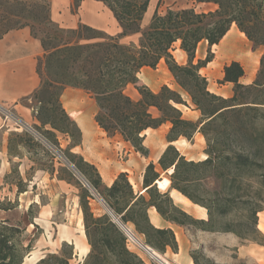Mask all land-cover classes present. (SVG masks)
Here are the masks:
<instances>
[{"label": "trees", "instance_id": "16d2710c", "mask_svg": "<svg viewBox=\"0 0 264 264\" xmlns=\"http://www.w3.org/2000/svg\"><path fill=\"white\" fill-rule=\"evenodd\" d=\"M80 1L74 0L75 7ZM98 1L106 5L122 28L118 37L105 35L106 38L101 42L82 45L79 43L81 40L101 39L100 34L103 33L80 25L77 41L52 46L51 41L56 37L51 33L48 32L44 39L34 32V25L42 28L48 26L50 31L60 30L50 19L49 4L46 1L0 0V38L9 31L29 28L46 52L45 70L48 79L42 80L41 75L40 87L31 97L41 105L40 112L32 110L33 117L41 125H49L52 130L66 134L68 132L65 128L71 126L81 140L80 130L59 103L67 86L95 95L98 109L95 121L98 126L108 135L120 134L141 155H148L142 134L165 123L170 124L167 135L169 145L157 165L149 163L146 166L142 187L138 191L129 182L126 173H120L110 186H104L94 166L82 159L74 162L71 158L73 154L65 158L110 211L144 245L159 254H165L168 249L176 253L178 248L174 232L169 228L155 227L148 215L150 208H154L163 220L172 224L218 232L215 216L225 214L229 200L245 192L251 175L257 174L256 183L264 188V156L259 158L260 151L264 149V52L256 80L250 85L239 82L244 71L238 62H231L224 67L222 83L233 84V95L230 98L211 93L206 78L200 74V70L212 60V53L208 51L203 60L194 63L198 45L202 42H207L210 47L218 44L232 24L244 33L254 48L264 49V0H198L214 3L217 9L207 13H198L192 8L169 9L164 15L155 13L143 30L140 23L149 0ZM82 29L90 33L87 38L81 35ZM134 33H140L138 44L120 43L121 37ZM176 43H179V48L187 56L186 65L178 64L172 55ZM161 60L165 61L170 73L200 112L198 122L183 118L177 106L187 104L178 93L167 86L154 93L137 78L142 68L155 69ZM128 85L136 86L138 100L134 101L125 94L124 89ZM49 89L57 90L54 102L59 105V114L57 116L55 109H52L53 115L43 120V107L47 102L40 96ZM151 108H155L160 115L154 117ZM33 128L39 132V127ZM196 132L204 137L206 143V158L197 162L187 160L172 145L179 138L191 141ZM39 134L50 145L58 146L52 131ZM29 136L30 141H36L33 136ZM79 144L76 143L72 148ZM23 146H26L25 143ZM62 171L67 175V183L75 181L79 192L84 233L90 246L82 264H147L129 248L128 237L106 211L101 214L92 211L90 201L95 200L93 194L76 181L74 174L66 167ZM163 173L168 174L169 190H176L191 203L206 209L207 220H198L188 215L174 204L169 191H159L158 183ZM209 179L217 183L218 190H206L204 182ZM25 191L18 187L19 193ZM0 209L10 210L8 207ZM258 211L251 212L254 231H257ZM27 217L29 224L37 228L33 222L35 217L32 216L31 206ZM222 231L229 232L227 229ZM25 232L26 227L11 224L6 219L0 220V264L23 263L33 249V238L24 244ZM237 235L244 239L243 234ZM259 244L264 246V240ZM69 248V252L63 250L61 255L49 254L36 264H69L73 257V248ZM150 264L157 263L151 261Z\"/></svg>", "mask_w": 264, "mask_h": 264}, {"label": "rangeland", "instance_id": "374dc122", "mask_svg": "<svg viewBox=\"0 0 264 264\" xmlns=\"http://www.w3.org/2000/svg\"><path fill=\"white\" fill-rule=\"evenodd\" d=\"M196 2H198V0H196ZM43 12L45 14V11ZM34 26V32L38 37L45 39L48 32L51 33L54 38L56 37L55 40L51 41L52 46L68 42L74 43L77 41L78 31L73 34L71 31L62 29L58 26L57 27L60 30L52 31H50L51 29L48 26L45 28L38 27L36 25ZM81 35L84 38H87L90 33L85 29H82ZM100 36L102 37L101 39L81 40L79 43L83 45L101 42L103 41V38H106L105 34H100ZM47 43L50 42L47 40ZM203 47L204 44H201L199 48L202 49ZM45 54L46 52H44L43 57L40 58L38 63L42 80L48 79L45 70ZM151 70L154 71V74L158 78H162L159 80H163L164 82V85L161 87L158 86V89L154 93H158L163 86H167L170 90L178 93L182 100L187 104V106H177V108L181 111L183 118L193 122H198L201 118L200 112L192 105L190 96L179 86L173 75L170 73L172 77H170V80H167L164 77V72L160 69V67H158V65L155 69ZM140 79L145 83L143 77H140ZM56 91L57 90L55 89H49L47 93H43L40 96L43 100H45V102H47L44 107L42 106L45 108L42 115L43 120H46L47 116L53 115V112H51L52 109H55L57 116L59 114V105L54 102ZM83 91L95 103V95L91 94L89 91ZM124 92L134 101L139 99V94L135 85H128L124 89ZM26 103L32 110L41 111V105L36 99L30 98V100ZM59 103L62 107L60 99ZM194 110H196L197 113H193ZM97 111L98 109L96 106V114ZM150 112L154 117H158L160 115L155 108H151ZM32 113L34 112L32 111ZM7 117L8 119L5 120L7 127L3 128V131L0 133V208L8 207L10 210L4 211L0 209V220L6 219L11 224L26 227L25 237L23 238L24 244H27L28 240L33 238L32 251L35 250L37 252H44V257L49 254L61 255L63 250L65 252H69V246L73 248L72 245L67 244L68 246H64V244H62L61 246H56V243H51V239L54 236V231L52 229H48L49 231L44 232L39 225L35 228L34 225L29 224L27 212L31 206L32 216L35 218L40 217L42 221L37 222L41 226L48 224V222L52 227H54L53 223H63L72 228L73 232L76 233L79 230V223L82 222L83 225L82 212L79 208V192L75 186V181L67 183V175L62 171V168L66 167L74 174L76 181L90 191V189L79 179L73 169L65 163V161H67L65 156H69L68 154H73L71 158H73L74 162H80L81 159L83 160L79 150L74 149L77 146L72 148L76 143H80L79 136L76 130L71 126L65 128L68 132L66 134L52 130L49 125H41L35 118L34 123H30L28 125L24 124L28 126V128H25L22 121H20L15 115L7 112ZM34 126L39 127V132L34 130ZM169 129L170 124L167 123L158 127L156 131L149 130L142 134V136H146V134L152 136V145L155 152L151 156V162L155 165H157L161 154L169 145L167 141ZM5 130L10 131L6 132L4 135L3 133ZM47 130L54 133L56 143L58 145L57 147L50 145L40 136L39 133L44 134ZM26 133L33 136L36 141H30V136ZM197 133L199 132H196L193 135L191 141H188L185 138H179L178 142L174 144V147L187 160H193L196 162L206 158V143L204 137L198 135ZM159 136H161V141L158 140ZM4 137H7L5 149H3ZM24 143L26 146H23ZM8 147L11 148L10 151H8ZM47 151H50L52 154L47 153ZM259 156V158H263L264 149L260 151ZM162 177L168 179V174L163 173L161 178ZM129 179V182L133 185L136 191L141 189L142 181L140 178L136 179L133 175H129ZM256 180L257 174L251 175L245 192L229 200L228 209L225 214L215 216V227L219 230L218 232L202 231L194 226L183 227L186 231V240L178 236V241L176 240L177 248L180 246L183 251L185 250L188 252L192 258L193 264H264L262 261L264 249H258V251H263V254H260V252L252 253L251 259H242L237 255L238 247L256 245L264 240V237L258 227L257 231H254L251 226V222L253 221L251 212L259 210L256 214L257 225L258 213L264 212V188L258 186ZM18 183L20 184L19 186H17ZM217 186V183L212 179L204 182V187L209 191L218 190ZM18 187L21 188V190H26L25 193H19ZM161 189H163L162 186ZM93 196L95 197V200L90 201V208L95 214L103 213L105 211L103 205L95 194H93ZM221 197L223 198L224 196ZM35 201L37 203H35ZM173 202L178 207L188 211V209L184 208L178 200L173 198ZM30 203L31 205H29ZM190 213L194 216V218H197L198 215L192 212ZM207 219L208 216L206 217V220ZM152 220L156 223L154 218H152ZM49 224L47 226H49ZM223 229H227L229 232H224L222 231ZM237 234H243L244 239L239 237ZM128 246L147 264H150L151 261L157 263L130 240ZM159 255L167 261L168 264H182L180 258L178 259L176 256L172 255L170 250H168L165 254ZM69 264L82 263H79L78 259L76 260L72 257V259L69 260Z\"/></svg>", "mask_w": 264, "mask_h": 264}, {"label": "crops", "instance_id": "0c3cea01", "mask_svg": "<svg viewBox=\"0 0 264 264\" xmlns=\"http://www.w3.org/2000/svg\"><path fill=\"white\" fill-rule=\"evenodd\" d=\"M44 1L49 4L51 21L62 29L77 32L79 26L84 25L111 37H118L122 33V28L114 18L113 13L101 1L81 0L77 7H75L74 0ZM189 8L194 9L198 13H207L215 11L217 5L210 2H196V0H149L140 27L141 29L146 28L155 13L164 15L169 9L181 10ZM139 38L140 33H134L121 37L119 41L122 44H137ZM201 44H204L202 49L199 48ZM208 51L212 53L213 58L200 70V74L206 78L208 90L211 93L223 98H230L233 95V84L229 82L222 83L224 77L223 69L231 62H238L244 71L243 76L239 79L241 84L250 85L256 80L264 49L263 47L254 48L235 24L231 25L218 44L210 47L207 42L200 43L195 52L194 63L198 60H203ZM44 52L40 40L32 36L29 28L9 31L0 38V133L3 128L7 127L5 122L8 119L7 112L19 118L22 124L28 125L35 122L32 109L26 102L30 100L40 87L41 72L39 71L38 63ZM172 55L178 64L185 65L187 63V56L179 48V43L174 45ZM158 67L164 72V77L170 80L172 75L164 60L158 63ZM140 77L144 78L145 83ZM138 78L153 92L158 89V86L164 85L163 80H159L162 78H158L154 71L148 67L140 70ZM60 101L68 118L76 124L81 132L80 145L74 149L79 150L81 157L86 163L97 169L104 186H110L120 173H126L128 179L129 175H133L136 179L140 178L142 181V174H144L146 166L152 163L151 156L155 152L152 145V136L147 134L144 136L143 145L148 149L149 154L146 156L141 155L120 134L108 135L98 126L95 121L96 104L82 89L65 87ZM193 113H197V111L194 110ZM149 130L156 131L157 129ZM9 131L5 130L3 134L5 135ZM197 134L202 136L200 133ZM158 140L161 141V136L158 137ZM178 140L175 142L177 143ZM175 142L172 143L173 146ZM3 144V149H5L7 137L3 138ZM169 185L170 181L162 177L158 183V189L163 192L169 191L172 200L177 198L176 200L184 208L198 215L195 219L206 220V209L191 203L176 190H169ZM161 186L163 189H161ZM35 203L37 202L35 201ZM186 203L188 206H186ZM180 209L192 216L187 210ZM148 215L155 227L169 228L174 232L177 241L178 236L186 240L185 228L163 220L154 208L148 210ZM192 217L194 218V216ZM152 218L155 219L156 223L153 222ZM37 221H42L40 217L34 218V224L36 226L39 225L44 232L49 231L48 229L54 231L51 243H56V246H61L62 244L72 245L73 258L78 259L79 263L84 261L90 251V246L87 242L82 222L79 223V230L75 233L72 228L63 223H53L54 227H52L49 222V226H47L48 224L41 226ZM257 227L264 237V212L258 213ZM258 249L263 250L264 246L260 244L241 246L237 248V255L242 259H251L254 252L263 254V251H258ZM185 252L180 246L176 253L171 251L172 255L178 259L180 258L182 264H193L189 253ZM44 256V252L34 250L28 254L22 264H35ZM262 261L264 263L263 255Z\"/></svg>", "mask_w": 264, "mask_h": 264}, {"label": "water", "instance_id": "95a60500", "mask_svg": "<svg viewBox=\"0 0 264 264\" xmlns=\"http://www.w3.org/2000/svg\"><path fill=\"white\" fill-rule=\"evenodd\" d=\"M25 128H28V126L24 125ZM67 165H69L73 171L76 173V175L79 177V179L90 189V191L95 194V196L98 198V200L103 205L104 210L110 215L112 221L119 227V229L128 237L130 241H132L134 244H136L143 252H145L151 259L156 261L158 264H168L167 261H165L159 253L154 251L152 248H150L147 245H144L135 235L134 233L126 227L124 224L121 223V221L110 211V209L106 206V204L103 202V200L94 192V190L90 187L88 182L84 179V177L74 169V167L65 161ZM168 174H170L168 172Z\"/></svg>", "mask_w": 264, "mask_h": 264}, {"label": "bare ground", "instance_id": "6f19581e", "mask_svg": "<svg viewBox=\"0 0 264 264\" xmlns=\"http://www.w3.org/2000/svg\"><path fill=\"white\" fill-rule=\"evenodd\" d=\"M175 143H176V142H175ZM183 143H184V142H183ZM181 144H182V143H181ZM175 193H176V192H175ZM182 197H183V196H182ZM174 199H177V198H174ZM180 201H181V200H180ZM183 202H184V201H183ZM187 203H188V202H187ZM187 203H186V204H187ZM186 204H185V205H186ZM189 205H190V204H189ZM186 206H188V204H187ZM131 242H132V241H131ZM132 243H133V242H132Z\"/></svg>", "mask_w": 264, "mask_h": 264}]
</instances>
